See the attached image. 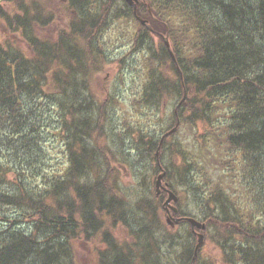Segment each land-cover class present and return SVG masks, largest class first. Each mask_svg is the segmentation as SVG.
I'll return each mask as SVG.
<instances>
[{"label": "trees", "instance_id": "1", "mask_svg": "<svg viewBox=\"0 0 264 264\" xmlns=\"http://www.w3.org/2000/svg\"><path fill=\"white\" fill-rule=\"evenodd\" d=\"M138 1L134 14L124 0H57L65 24L48 37L58 17L51 0H0V264H74L79 235L104 244L97 264H173L161 254L180 239L161 224L166 195L129 206L113 188L114 163L130 158V137L135 157L156 162L159 138L146 126L184 89L171 125L157 130L178 116L166 176L175 177L170 190L183 189L179 215L189 196L221 242V264H264V0ZM116 37L128 49L111 58ZM109 61L123 83L131 69V95L95 88ZM112 104L125 107L107 133ZM112 135L117 154L105 145ZM117 225L127 240L112 235Z\"/></svg>", "mask_w": 264, "mask_h": 264}, {"label": "rangeland", "instance_id": "2", "mask_svg": "<svg viewBox=\"0 0 264 264\" xmlns=\"http://www.w3.org/2000/svg\"><path fill=\"white\" fill-rule=\"evenodd\" d=\"M51 2H52L51 7H54L58 17L56 19V23L52 24L51 26L43 30V34L48 37L54 36L55 33L58 31V29L62 26V24H65V20L63 19V14H62V12L64 13L63 8L61 7L60 4H58L57 0H51ZM117 4H116L117 8H122V3L120 1ZM112 41H114V45L111 48L112 49L110 54L111 58H115L118 55H123L127 51L128 44L124 39L116 38L115 40L113 39ZM132 61H134V59H132ZM119 68L121 67L115 64L114 61H109L103 64L101 71H97L95 75L96 79L94 86L103 97H109L115 99L117 97L123 98V96L126 94L131 95V83L133 81L134 74L131 72V69L128 68L125 72L128 81L126 83H123L118 78V74L120 72ZM177 102H178L177 95L172 96L168 100L165 99L163 101L162 106L154 114L153 119H151L149 126H146V128H149V132L151 133L152 136L154 137L157 136L159 138L160 135L164 132V131L163 132L157 131L160 124L165 126L164 127L165 129H167V127L171 125L172 114L176 107ZM126 104L128 105L129 101H126ZM124 107H125L124 104H120V105L112 104L111 112L109 114V120L111 121V124H109L107 127V133L110 132L111 126L118 125V119L120 118ZM156 133L158 135H156ZM131 138L132 137L127 139L128 142L127 148L130 150V152L129 153L127 152V154H129L130 158L125 161L126 163H124V160L114 163V167L117 170V176L115 177V183L113 184L114 185L113 188L117 189L119 191V194L124 196L125 202L129 206L136 208L137 206L136 202L141 197H145L147 199L155 198L154 182L157 174H155L153 170L155 169L157 164L155 160L152 162L150 159L147 158L140 159V157L138 156L135 157L137 151L133 147L135 146L136 148V145H132L131 147V143H130ZM114 142H115V137L112 136L111 138L108 139V141L105 142V145L106 147L110 148L114 154H117V151L114 148L115 146ZM164 142H166V146L163 152L162 166L166 170L167 165L168 166L170 165V160H169L170 157L167 152V139L163 141L162 146ZM101 144H104V139L102 140ZM129 147H131V149ZM159 153H160V149H159ZM153 155L154 158L155 153ZM58 158L60 159V156L56 154V159ZM209 174L212 177L215 176L211 168L209 169ZM165 180L166 182L169 181L172 184L175 183V177L172 175L169 177L168 180L166 176ZM127 189L129 190L127 191ZM182 190H183L182 188H178L177 195H179ZM180 207H181V212L184 215L193 217L199 222H203V220L206 218V215L203 213V211L200 208H198V205L191 198H189V196H181ZM214 216L219 218L222 217L220 211H215ZM177 217L178 215L173 214L169 208H167L165 214L162 216L161 224H164L163 229L166 231V233L170 232L174 236L180 239L178 241H175V243L178 245L173 248L169 247L167 244H166L167 249L166 247H162L161 254L167 257V260H164L165 262L169 261L173 264H185V262H182V260L179 258L181 255L185 254L187 250L193 249L194 245L197 242V237L193 236L192 238H189V234H190L189 226L186 224L176 225L173 219H176ZM110 230L112 235L117 239L123 238L127 240V236L129 232L127 228H125L123 225H117L115 228H110ZM211 232H212V228L208 229V233L206 232V230L204 231L203 233L204 240L202 245L198 249L196 261L194 264H221V262L219 261L220 257H218V250H217V247L218 248L220 247L221 242L218 241L215 235L213 234L209 235V233ZM72 246H73L74 264H97V250H100L105 247L104 244L102 245L99 244L98 238H86L85 235H79L72 242Z\"/></svg>", "mask_w": 264, "mask_h": 264}, {"label": "water", "instance_id": "3", "mask_svg": "<svg viewBox=\"0 0 264 264\" xmlns=\"http://www.w3.org/2000/svg\"><path fill=\"white\" fill-rule=\"evenodd\" d=\"M125 2L131 6L134 11L136 9V4L138 3V0H125ZM138 20L141 22L142 25H145V21H142L140 18H138ZM164 42H165V46L166 48L169 49V43L167 42V40L164 39ZM184 100V97L182 99V101ZM178 125V124H177ZM177 126L174 127L173 129H171L170 131H168L167 133H165L163 135V137L161 138L160 140V144H159V147L157 148V151H156V157H158L159 155V149H160V146L162 145V142L164 140L165 137H167L168 135H170L171 133H173L175 130H176ZM165 176V172H162L161 174H159L156 178V181H155V191H156V194L158 195L160 190L161 189H165V187L162 186V180ZM167 194H168V198L165 200V202L163 203V207L167 210V208L171 209L173 212H176V209L174 207H172L170 205L171 202H177V197L175 196V194L171 191H168L167 190ZM175 222H179L180 220L182 219H173ZM185 221H187L189 224H190V227L191 229L194 231V229H197V230H201L203 231L205 229V224L201 223V222H198L197 220H195L194 218H184ZM169 222V220H168ZM196 236H197V244L195 246V250H194V255H193V258H192V263L194 262L196 256H197V251L199 249V247L202 245L203 243V240H204V235L202 233H196Z\"/></svg>", "mask_w": 264, "mask_h": 264}, {"label": "bare ground", "instance_id": "4", "mask_svg": "<svg viewBox=\"0 0 264 264\" xmlns=\"http://www.w3.org/2000/svg\"><path fill=\"white\" fill-rule=\"evenodd\" d=\"M95 1V0H94ZM71 2V1H70ZM112 3H114V2H112ZM73 4V3H72ZM86 3H83V5H85ZM89 4V3H88ZM117 4V3H116ZM118 5V4H117ZM74 6V5H73ZM96 6V5H95ZM108 6V5H107ZM113 7V6H112ZM102 10V9H101ZM105 11V10H104ZM81 12V11H80ZM97 12V11H96ZM95 14V13H94ZM92 15H93V13H92ZM76 16V15H75ZM78 17V16H77ZM86 17V16H85ZM83 18V17H82ZM128 19V18H127ZM74 21V20H73ZM78 21V20H77ZM82 21H83V19H82ZM79 22H80V20H79ZM108 23V22H107ZM137 32V31H136ZM117 38V37H116ZM117 41V40H116ZM123 65V64H122ZM78 74V73H77ZM72 76V75H71ZM118 80V79H117ZM78 84V83H77ZM80 85V84H79ZM116 87H118V86H116ZM76 90V89H75ZM121 99V98H120ZM182 107V106H181ZM89 109V108H88ZM172 109H173V107H172ZM182 110H183V108H182ZM96 112V111H95ZM170 112H172V111H170ZM33 114V113H32ZM79 117V116H78ZM175 117V116H174ZM177 118H178V116H177ZM77 123V122H76ZM111 127H114V126H111ZM111 127H110V129H111ZM115 129V128H114ZM137 130V129H136ZM136 130H134V131H136ZM117 131V130H116ZM126 131V130H125ZM124 131V132H125ZM127 132V131H126ZM140 132H142V131H140ZM110 133V132H109ZM113 133V132H112ZM116 134V133H115ZM119 134V133H118ZM123 134V133H122ZM127 134V133H126ZM125 134V135H126ZM140 134V133H139ZM143 134V133H142ZM117 135V134H116ZM116 135H114V136H116ZM129 135V134H128ZM141 135V134H140ZM113 136V135H112ZM111 136V137H112ZM139 136V135H138ZM121 137H122V135H121ZM124 137V136H123ZM126 137V136H125ZM137 137V136H136ZM117 138V137H116ZM127 138V137H126ZM132 141V140H131ZM131 143V142H130ZM125 144H123V146H124ZM127 147V146H126ZM132 147V146H131ZM131 147H129L130 149H131ZM135 147V146H134ZM125 149V148H124ZM127 151H128V149H127ZM135 152V151H134ZM133 153V152H132ZM67 158H68V156H67ZM67 161V160H66ZM69 162V161H68ZM71 165V163H68V165ZM93 164V163H92ZM133 168V167H132ZM99 169H100V167H99ZM101 170H102V168H101ZM105 170V169H104ZM103 171V170H102ZM88 173V172H87ZM100 175H102V173L100 174ZM91 176V175H90ZM92 177V176H91ZM196 183V182H195ZM201 186V185H200ZM129 187V186H128ZM194 187H195V185H194ZM199 187V186H198ZM134 188V187H133ZM130 189V188H129ZM129 189H127V191L129 190ZM194 189V188H193ZM195 189H198V188H195ZM200 189V188H199ZM132 190V189H131ZM130 192V191H129ZM188 191H186V193H187ZM189 194V193H188ZM190 195V194H189ZM210 201H211V199H210ZM207 202H209V200L207 201ZM208 204V203H207ZM235 209V208H234ZM236 211V210H235ZM89 212V211H88ZM190 240V239H189ZM171 244V243H170ZM169 244V245H170ZM171 247H173V246H171ZM169 250V249H168ZM167 255H169V254H167ZM163 258H164V256H163ZM175 258V257H174ZM174 260V259H173Z\"/></svg>", "mask_w": 264, "mask_h": 264}]
</instances>
